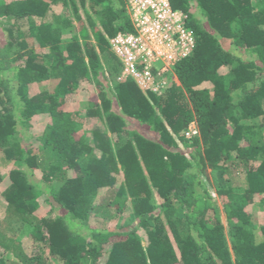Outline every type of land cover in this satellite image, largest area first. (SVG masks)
Here are the masks:
<instances>
[{"label": "trees", "instance_id": "trees-1", "mask_svg": "<svg viewBox=\"0 0 264 264\" xmlns=\"http://www.w3.org/2000/svg\"><path fill=\"white\" fill-rule=\"evenodd\" d=\"M52 1L0 0L8 33L0 44V153L18 164L0 193L15 221L0 217V264H264V237L248 210L258 196L264 202V122L252 123L264 120V0H171L188 14L195 45L173 67L180 84L172 79L162 93L131 78L107 83L104 61L114 78L123 68L110 39L135 31L126 0H80L89 11L70 40L44 20ZM52 78L53 91L30 94L31 84ZM82 82L95 85L97 99L68 111ZM42 114L50 122L36 153L25 142ZM83 118L98 121L91 136ZM193 122L199 132L189 136ZM231 167L243 170L244 187L227 185ZM102 189L110 194L97 201ZM41 198L51 210L39 217ZM26 236L37 252H24Z\"/></svg>", "mask_w": 264, "mask_h": 264}, {"label": "rangeland", "instance_id": "rangeland-1", "mask_svg": "<svg viewBox=\"0 0 264 264\" xmlns=\"http://www.w3.org/2000/svg\"><path fill=\"white\" fill-rule=\"evenodd\" d=\"M6 1L8 3H11V2L14 3V1H17V0H6ZM74 1L76 3L75 5L73 4L72 0L52 1L48 8L47 14L44 18L45 22L55 24V25L57 24L61 28H63V39L65 40H70L72 35L75 34L78 31V29H80L82 22H85L86 20L87 11H89V9L84 8L81 5L80 0H74ZM40 21L41 19H37L38 23ZM6 24H7L6 22L4 23L0 22V44L4 43L6 39L8 38V33L6 31V28H4ZM29 41L31 45H33L34 47L38 49V52L45 51L44 49L38 48V45L35 43L33 39H30ZM226 46L230 47L231 46L230 42L226 43ZM104 64L106 65V75L109 79L107 83L108 85L110 84L111 86H113L116 80H121L122 72L118 76H115L114 78L112 76L111 70L107 67L108 64L106 61H104ZM228 70L229 68L227 66H224L221 68L220 71L223 74H226ZM160 74H161L160 90H157L158 88L154 89L153 87L149 89H143V90H146L147 92L152 91L155 93H162L166 89L167 85L170 83V80L172 79L177 84H180L177 76L175 75L173 71V68L170 67L168 69H165L161 71ZM58 82H59V79L52 78L42 83H33L30 85L29 92L31 95H34L46 89L53 91L56 88ZM156 85L157 83H155V86ZM162 85L163 87L161 88ZM204 86L211 87V85L207 83L204 84ZM97 96H98L97 89L94 84L88 83V82H82L80 88L74 94H71L68 96L67 104L65 108L68 111H72V112L83 111L84 109L88 108L90 101L92 99H97ZM115 107L117 108V105ZM82 120L84 121V130L87 131L89 135L91 136V131L93 129L92 127H94V125L98 121L96 119H89V118L87 119L83 118ZM49 122H50V117L47 114L37 115L32 120V129L30 131V139L26 140L25 143L27 146H30L31 148H33L34 152L36 153L39 151L40 136L44 133L45 128L47 127ZM263 122H264L263 118H258L252 121V123H256L259 125ZM129 124L131 127H135L136 129H138L139 131L146 134L148 137L152 139H157L158 137L156 134L152 133L148 129L147 126L142 125L136 120L129 121ZM198 132H199L198 125L196 122H193L190 126V130L188 134L189 136H191L194 134H198ZM262 133L264 135V128L262 130ZM17 165L18 164L15 162L6 161L3 157V154L0 153V176L3 178L2 182H0V193L3 192V190H5V188L10 184L9 173ZM34 172H35L34 175L39 179L41 177V171L36 170ZM209 177L213 184L212 186L213 193L215 197L218 199L219 205L222 209L223 202L216 192V188L218 185V182L216 181V172L212 171L210 168H209ZM225 180L227 181V185H229L230 187H244L246 185L245 184L246 179H245V174L243 170H238L233 167H231V169H229L228 171V174L225 175ZM108 194H110V192L106 193V189H102L97 198V201L98 200L100 201L102 199L105 200L108 197ZM262 197L263 195L258 196L256 198V201L248 206V210L253 215L252 217H253L254 223H256L259 227L264 224V202L262 201ZM50 210H51V205L46 202L45 198H41V207L38 210L37 215L39 217H42L46 215ZM222 216H223L224 222L226 223L225 214L223 213ZM0 217L4 220V222L8 226H13L15 224L14 223L15 221L13 220L12 216L7 211V201L2 196H0ZM128 220H130L129 212L128 214H126L125 219H123L122 222H127ZM167 220L168 219L166 218V221ZM92 221H94L95 223L101 226H102V223H105V221L98 219V218H93V217H92ZM109 224L114 226L116 224V221L111 222ZM167 225L169 226V224ZM259 227L256 229L257 236L260 239H263L264 236L262 235V232ZM144 244H147V237L145 236V234H144ZM22 248L24 252L27 253L28 255L33 254L38 251L36 242L33 241V239L30 238L29 236L28 237L26 236L22 239ZM50 264H57V261L52 260Z\"/></svg>", "mask_w": 264, "mask_h": 264}, {"label": "built area", "instance_id": "built-area-1", "mask_svg": "<svg viewBox=\"0 0 264 264\" xmlns=\"http://www.w3.org/2000/svg\"><path fill=\"white\" fill-rule=\"evenodd\" d=\"M126 5L135 31L111 39L122 62L121 79L131 78L142 89L160 90V72L173 68L194 48L188 14L173 8L171 0H126Z\"/></svg>", "mask_w": 264, "mask_h": 264}, {"label": "clouds", "instance_id": "clouds-1", "mask_svg": "<svg viewBox=\"0 0 264 264\" xmlns=\"http://www.w3.org/2000/svg\"><path fill=\"white\" fill-rule=\"evenodd\" d=\"M110 43H111V39H110ZM111 48H112V46H111Z\"/></svg>", "mask_w": 264, "mask_h": 264}]
</instances>
